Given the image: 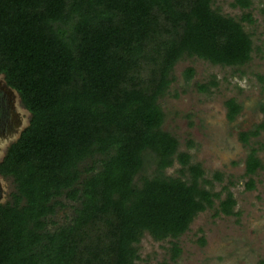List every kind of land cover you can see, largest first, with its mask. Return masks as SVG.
Segmentation results:
<instances>
[{
	"label": "trees",
	"instance_id": "obj_1",
	"mask_svg": "<svg viewBox=\"0 0 264 264\" xmlns=\"http://www.w3.org/2000/svg\"><path fill=\"white\" fill-rule=\"evenodd\" d=\"M242 22L251 15L225 16L211 0H0V76L29 113L0 161L15 188L0 204V264H137L145 233L175 241L215 200L216 214L235 215L231 193L206 189L201 166L162 129L158 100L183 53L247 64ZM225 106L233 121L241 106ZM260 130L264 121L241 141ZM174 161L179 176H168ZM261 168L251 152L245 175Z\"/></svg>",
	"mask_w": 264,
	"mask_h": 264
},
{
	"label": "rangeland",
	"instance_id": "obj_2",
	"mask_svg": "<svg viewBox=\"0 0 264 264\" xmlns=\"http://www.w3.org/2000/svg\"><path fill=\"white\" fill-rule=\"evenodd\" d=\"M234 2L211 0L212 8L225 16L238 20L251 15V23L242 22L253 43L251 60L230 68L183 53L175 58L172 82L158 103L165 115L162 129L176 137L178 151L190 155V164L201 166L203 178L210 182L204 185L206 189L218 193L221 200L231 193L235 215L216 214L215 200L214 208L199 213L175 241L156 242L145 233L137 245V264H264V130L245 143L240 139L241 133L256 130L264 121V0H250L248 9ZM188 68L194 75L186 81ZM198 85H206L207 90L200 91ZM229 99L241 106L233 121L227 119L225 102ZM16 104L25 127L29 113L19 105V99ZM253 151L262 168L247 176L245 161ZM179 168L174 161L165 174L179 176ZM216 173L220 180L214 179ZM249 178L254 182L252 190L245 188ZM12 192L11 180L0 177V204L9 201ZM172 242L180 249L174 261L170 260Z\"/></svg>",
	"mask_w": 264,
	"mask_h": 264
},
{
	"label": "flooded vegetation",
	"instance_id": "obj_3",
	"mask_svg": "<svg viewBox=\"0 0 264 264\" xmlns=\"http://www.w3.org/2000/svg\"><path fill=\"white\" fill-rule=\"evenodd\" d=\"M1 80L3 79L1 78ZM17 99L19 98L16 97V93L8 91L0 82V150L4 147L3 156L8 146L18 138L26 127H24L23 118L19 114Z\"/></svg>",
	"mask_w": 264,
	"mask_h": 264
},
{
	"label": "water",
	"instance_id": "obj_4",
	"mask_svg": "<svg viewBox=\"0 0 264 264\" xmlns=\"http://www.w3.org/2000/svg\"><path fill=\"white\" fill-rule=\"evenodd\" d=\"M3 79V78H2ZM0 82H1V84H3L4 85V87L8 90V91H10V92H14L12 89H10L7 85H6V83L4 82V80H1V78H0ZM15 93V92H14ZM16 97L18 98V95L16 94Z\"/></svg>",
	"mask_w": 264,
	"mask_h": 264
}]
</instances>
